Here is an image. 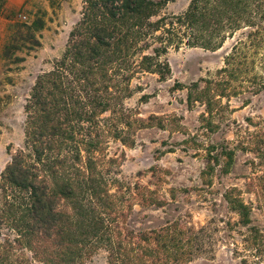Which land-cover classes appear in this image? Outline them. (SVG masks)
Returning a JSON list of instances; mask_svg holds the SVG:
<instances>
[{
	"label": "rangeland",
	"instance_id": "rangeland-1",
	"mask_svg": "<svg viewBox=\"0 0 264 264\" xmlns=\"http://www.w3.org/2000/svg\"><path fill=\"white\" fill-rule=\"evenodd\" d=\"M241 1L230 20L219 6L209 32L182 40L168 24L194 0L169 2L151 20L163 23L140 45L128 81L108 71L98 130L89 136L91 123L84 132L76 126L83 153L68 167L92 183L76 209L59 201L73 224L87 221V206L90 218L112 225L113 239L134 248L143 233L169 229L186 244L169 264H264V0ZM84 3L27 0L0 11V264H43L6 218L2 174L12 156L29 153L24 107L36 78L63 57ZM192 35L196 46L186 44ZM146 55L150 66L141 64ZM230 199L248 207V221ZM84 231L76 239L87 241ZM100 237L79 264H109L108 235Z\"/></svg>",
	"mask_w": 264,
	"mask_h": 264
},
{
	"label": "trees",
	"instance_id": "trees-1",
	"mask_svg": "<svg viewBox=\"0 0 264 264\" xmlns=\"http://www.w3.org/2000/svg\"><path fill=\"white\" fill-rule=\"evenodd\" d=\"M171 1L85 0L82 17L70 34L63 57L53 70L36 81L25 105L24 150L29 153L20 151L12 156L2 181L6 218L15 222L21 236L43 264L82 263L87 251L103 242L100 235H108L109 264H169L178 263L184 256L180 250L186 244L172 237L169 229L143 233L139 237L141 244L134 248L132 241L113 239L112 225L104 226L103 219L90 218L92 211L86 210L87 206L81 205L87 221L76 224L58 210L60 200H73L76 209L86 195L85 184L92 183L90 177L80 180L73 175L71 165L68 167L72 157L74 162L81 160L83 153V143L76 141V126L82 124L84 132V123H91L89 136L95 129L93 126L98 130L97 118L107 104L106 74L110 70L115 72L109 77L112 81L120 77L128 81L126 74L135 66L131 60L139 54L140 45L148 44L154 38V26L163 23L151 20ZM6 3L7 0H0L1 12ZM242 4L241 0H194L186 14L171 19L168 33H173L177 27L178 39L186 38L191 30L196 32L195 36L207 33L219 6V13L230 20L233 11ZM191 38L193 42L186 44L198 45V38L194 35ZM152 60L143 56L141 64L150 66ZM94 143L92 140L89 147L95 148ZM87 172L89 174L90 169L87 168ZM76 189L79 194L75 193ZM229 202L243 219L249 220L246 205L234 199ZM79 227L84 228L82 236L87 241L76 239Z\"/></svg>",
	"mask_w": 264,
	"mask_h": 264
},
{
	"label": "crops",
	"instance_id": "crops-1",
	"mask_svg": "<svg viewBox=\"0 0 264 264\" xmlns=\"http://www.w3.org/2000/svg\"><path fill=\"white\" fill-rule=\"evenodd\" d=\"M27 3V0H7V3H6V7L7 8H10L11 10L13 9V8H22L25 4ZM81 16H82V13H81ZM28 18V17H27ZM80 21V20H79ZM78 21V22H79ZM78 22L75 24V26H74V28L76 27V25L78 24ZM74 28L71 30V32L74 30ZM71 32L69 33V36H68V40H69V37H70V34H71ZM67 44H68V41H67ZM67 46V45H66ZM65 50H66V48H65ZM65 50H64V52H63V54L65 53ZM62 54V55H63ZM59 59H57L56 61H55V63L58 61ZM55 63H54V65H55ZM52 70H53V68H52ZM51 71V70H50ZM50 71H47V72H50ZM47 72H44V73H47ZM44 73H42V74H44ZM41 74V75H42ZM41 75H39V76H41ZM38 76V77H39ZM38 77L36 78V81H37V79H38ZM36 81H35V83H34V86H35V84H36ZM34 86L32 87V90H33V88H34ZM32 90H31V92H32ZM24 111H25V107H24ZM25 133V132H24Z\"/></svg>",
	"mask_w": 264,
	"mask_h": 264
}]
</instances>
